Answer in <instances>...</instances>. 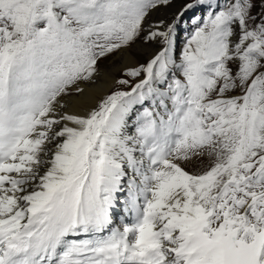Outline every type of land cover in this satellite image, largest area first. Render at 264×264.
I'll return each mask as SVG.
<instances>
[{"label": "snow or ice", "instance_id": "obj_1", "mask_svg": "<svg viewBox=\"0 0 264 264\" xmlns=\"http://www.w3.org/2000/svg\"><path fill=\"white\" fill-rule=\"evenodd\" d=\"M172 3L0 0V264H264V0Z\"/></svg>", "mask_w": 264, "mask_h": 264}, {"label": "bare ground", "instance_id": "obj_2", "mask_svg": "<svg viewBox=\"0 0 264 264\" xmlns=\"http://www.w3.org/2000/svg\"><path fill=\"white\" fill-rule=\"evenodd\" d=\"M180 5H181V0H173V3L170 6H168L167 8H161V9H163V10L170 9V10H173V12L175 13L180 8ZM155 13L156 12L153 13L151 19H153ZM140 52H141V54L144 53V56L146 57L151 52V49L148 47H142L139 44L134 45L133 50L131 51V57H134L136 59V54H138V53L140 54ZM126 62L130 63L131 61L126 60ZM118 66H122L120 58L119 57H113L110 59L108 66H104L101 69L106 71V72H110L113 77H116L119 74V72L116 71V68Z\"/></svg>", "mask_w": 264, "mask_h": 264}, {"label": "rangeland", "instance_id": "obj_3", "mask_svg": "<svg viewBox=\"0 0 264 264\" xmlns=\"http://www.w3.org/2000/svg\"><path fill=\"white\" fill-rule=\"evenodd\" d=\"M185 2V0H181V5L180 7L182 6V4ZM174 14L173 10H170V9H167V10H163V9H160L159 11H156V13L154 14V17H153V20H156V19H165V20H170L172 18V15ZM190 15V14H189ZM181 32L183 35H186V32L184 31L185 29L189 28L190 27V24L188 22V17H185V20L181 23ZM183 39V38H182ZM139 54V53H138ZM136 54V59L139 60V61H143V59H145L146 57L144 56V53L138 55ZM111 59V58H110ZM110 59L109 60H106L104 61L102 64H101V68L104 67V66H108L109 62H110ZM119 76V74L117 75Z\"/></svg>", "mask_w": 264, "mask_h": 264}, {"label": "water", "instance_id": "obj_4", "mask_svg": "<svg viewBox=\"0 0 264 264\" xmlns=\"http://www.w3.org/2000/svg\"><path fill=\"white\" fill-rule=\"evenodd\" d=\"M183 38V36H181V39Z\"/></svg>", "mask_w": 264, "mask_h": 264}]
</instances>
